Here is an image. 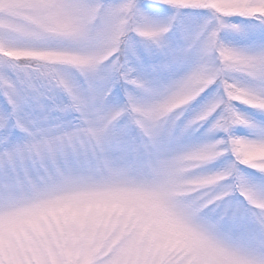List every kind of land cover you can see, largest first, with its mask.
Wrapping results in <instances>:
<instances>
[{
  "label": "snow or ice",
  "instance_id": "obj_1",
  "mask_svg": "<svg viewBox=\"0 0 264 264\" xmlns=\"http://www.w3.org/2000/svg\"><path fill=\"white\" fill-rule=\"evenodd\" d=\"M0 264H264V0H0Z\"/></svg>",
  "mask_w": 264,
  "mask_h": 264
},
{
  "label": "rangeland",
  "instance_id": "obj_2",
  "mask_svg": "<svg viewBox=\"0 0 264 264\" xmlns=\"http://www.w3.org/2000/svg\"><path fill=\"white\" fill-rule=\"evenodd\" d=\"M241 108H242V110H244V109H243V106H241Z\"/></svg>",
  "mask_w": 264,
  "mask_h": 264
}]
</instances>
